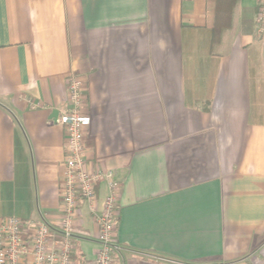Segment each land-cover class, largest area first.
<instances>
[{"label":"crops","instance_id":"1","mask_svg":"<svg viewBox=\"0 0 264 264\" xmlns=\"http://www.w3.org/2000/svg\"><path fill=\"white\" fill-rule=\"evenodd\" d=\"M258 1L233 0L212 48L215 0H0V219L58 227L65 134L52 113L73 72L85 161L120 182L115 264H264ZM95 191L100 210L105 182ZM98 232L81 203L75 264L93 263Z\"/></svg>","mask_w":264,"mask_h":264},{"label":"built area","instance_id":"2","mask_svg":"<svg viewBox=\"0 0 264 264\" xmlns=\"http://www.w3.org/2000/svg\"><path fill=\"white\" fill-rule=\"evenodd\" d=\"M257 35L264 34V0L255 14ZM67 100L57 116L64 131L60 222L57 228L43 218L0 219V264H75L73 260L77 210L86 203L99 228V247L92 264H115L113 242L120 182L113 170L91 169L85 161L86 131L91 118L84 112L85 84L75 73L66 80ZM32 107L38 104L30 102ZM105 182L107 192L98 210L96 186Z\"/></svg>","mask_w":264,"mask_h":264},{"label":"trees","instance_id":"3","mask_svg":"<svg viewBox=\"0 0 264 264\" xmlns=\"http://www.w3.org/2000/svg\"><path fill=\"white\" fill-rule=\"evenodd\" d=\"M217 14L210 30V45L213 46L220 40L223 29L231 26L233 0H215Z\"/></svg>","mask_w":264,"mask_h":264},{"label":"water","instance_id":"4","mask_svg":"<svg viewBox=\"0 0 264 264\" xmlns=\"http://www.w3.org/2000/svg\"><path fill=\"white\" fill-rule=\"evenodd\" d=\"M57 112L56 111H53V113H52V117L54 118V117H57Z\"/></svg>","mask_w":264,"mask_h":264}]
</instances>
